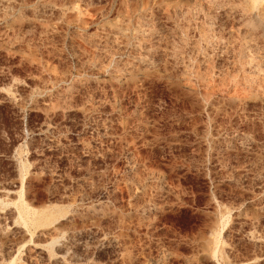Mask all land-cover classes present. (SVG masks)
Listing matches in <instances>:
<instances>
[{
	"label": "rangeland",
	"instance_id": "rangeland-1",
	"mask_svg": "<svg viewBox=\"0 0 264 264\" xmlns=\"http://www.w3.org/2000/svg\"><path fill=\"white\" fill-rule=\"evenodd\" d=\"M0 264H264V0H0Z\"/></svg>",
	"mask_w": 264,
	"mask_h": 264
},
{
	"label": "bare ground",
	"instance_id": "bare-ground-1",
	"mask_svg": "<svg viewBox=\"0 0 264 264\" xmlns=\"http://www.w3.org/2000/svg\"><path fill=\"white\" fill-rule=\"evenodd\" d=\"M18 211H19V213H20V216H21V208H19V210H18Z\"/></svg>",
	"mask_w": 264,
	"mask_h": 264
},
{
	"label": "crops",
	"instance_id": "crops-1",
	"mask_svg": "<svg viewBox=\"0 0 264 264\" xmlns=\"http://www.w3.org/2000/svg\"><path fill=\"white\" fill-rule=\"evenodd\" d=\"M20 208V207H19Z\"/></svg>",
	"mask_w": 264,
	"mask_h": 264
}]
</instances>
